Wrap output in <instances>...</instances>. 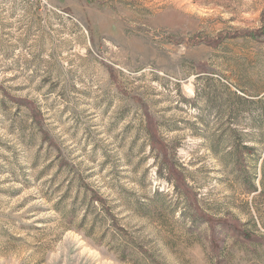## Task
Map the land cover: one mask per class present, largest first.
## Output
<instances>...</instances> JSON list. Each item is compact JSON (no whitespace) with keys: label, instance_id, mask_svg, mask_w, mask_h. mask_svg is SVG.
Returning <instances> with one entry per match:
<instances>
[{"label":"rangeland","instance_id":"1","mask_svg":"<svg viewBox=\"0 0 264 264\" xmlns=\"http://www.w3.org/2000/svg\"><path fill=\"white\" fill-rule=\"evenodd\" d=\"M0 264H264V0H0Z\"/></svg>","mask_w":264,"mask_h":264},{"label":"trees","instance_id":"2","mask_svg":"<svg viewBox=\"0 0 264 264\" xmlns=\"http://www.w3.org/2000/svg\"><path fill=\"white\" fill-rule=\"evenodd\" d=\"M148 128H149V131L150 132H153L152 131V128H151V124H150V120H149V118H148ZM154 133V132H153ZM152 137H153V145H158V143L155 141V137L152 135ZM235 228L236 229H238L237 231L239 232V234H240V236L241 237H243L244 238V240H251L253 237L251 236V234H250V232H248V231H246V230H241V229H239V226H235Z\"/></svg>","mask_w":264,"mask_h":264},{"label":"built area","instance_id":"3","mask_svg":"<svg viewBox=\"0 0 264 264\" xmlns=\"http://www.w3.org/2000/svg\"><path fill=\"white\" fill-rule=\"evenodd\" d=\"M28 1H30V0H22V2H28Z\"/></svg>","mask_w":264,"mask_h":264}]
</instances>
